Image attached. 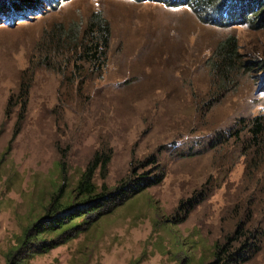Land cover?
Returning <instances> with one entry per match:
<instances>
[{"label":"rangeland","instance_id":"obj_1","mask_svg":"<svg viewBox=\"0 0 264 264\" xmlns=\"http://www.w3.org/2000/svg\"><path fill=\"white\" fill-rule=\"evenodd\" d=\"M38 3L0 14V264L15 249L21 264H208L240 220L254 233L246 241L260 243L239 264H264V160L248 170L241 153L252 119L264 115V15L255 27L249 19L204 22L187 5L156 0ZM95 11L111 25L109 58L103 77L79 90L71 74L41 65L36 46L56 23L85 27ZM229 35L248 65L223 91L208 58ZM78 64L65 71H92ZM238 129L241 141L223 138ZM108 147L113 158L106 178L96 175L99 187L114 188L135 170L164 172V180L99 218H75L77 229L23 247L54 197L78 201L82 173ZM152 154L158 163L150 164ZM207 191L190 214L180 208Z\"/></svg>","mask_w":264,"mask_h":264},{"label":"trees","instance_id":"obj_2","mask_svg":"<svg viewBox=\"0 0 264 264\" xmlns=\"http://www.w3.org/2000/svg\"><path fill=\"white\" fill-rule=\"evenodd\" d=\"M40 0H0V14L9 9L21 7L27 4L30 8ZM168 3L170 5H187L195 12L198 18L204 22H214L221 25H230L235 21H248L252 26L261 25L259 18L264 15V0H156ZM250 2H252L250 4ZM255 2V8L262 7L260 13L255 17L249 14L250 8ZM39 4V3H38ZM248 7V8H247ZM226 13V15H224ZM225 17L226 20H223ZM264 18V17H262ZM112 40V29L110 22L101 11L93 12L85 27L78 21L64 24L56 23L50 29L45 30L39 39L36 49L40 57L41 65L54 70L62 77L74 73V77H69V83H78L76 88L82 90L87 79L101 78L106 71ZM75 57V58H74ZM69 58V59H68ZM72 58V59H71ZM64 60V66H60V60ZM243 56L240 53V47L235 35H229L219 41L213 53L208 58V64L211 73L216 78L218 86L223 91L228 90L235 83V79L240 72L239 69L248 65V62L242 61ZM82 61L88 64L92 71H74L70 65L75 66V70H80L82 66L78 63ZM74 63V64H73ZM88 68V69H89ZM96 68L97 71H93ZM238 70V71H236ZM33 75L35 71H25ZM79 73V74H77ZM26 106V104H25ZM242 130L230 132L224 139L235 138L241 141ZM222 136V135H221ZM222 138V139H223ZM215 147V146H214ZM264 115L255 116L251 121V127L242 147V154L248 156V170L255 171L262 164L264 157ZM253 155V156H252ZM150 164L158 163L159 159L153 155ZM252 157V158H251ZM113 158V149L111 147L97 149L86 166L79 179L76 191L78 192V201L69 202L54 197L46 214L29 228L22 238L23 247L38 242L42 239L44 233L62 230L63 232L71 229H77L78 223L75 218L83 216L87 219L90 215H96L98 218L112 212L125 200L140 194L148 187L161 183L164 178V172L149 174V172L135 173L122 180L114 188H109L106 183L99 187L95 178L98 172L102 178H106L109 173V166ZM209 195L200 192L193 196L183 199L180 208L186 215L204 201ZM252 235L254 233L252 232ZM251 232L248 234L245 223L240 220L235 230L227 234L223 240L217 241L214 250V260L208 264H239L245 261L250 254V249L254 251L259 249V243H249ZM253 238V237H252ZM256 239V238H255ZM244 240V241H243ZM259 241V240H258ZM56 246V242L47 246L41 244L37 248L48 250ZM19 249H15L8 255L9 264H21V258L16 257ZM27 254V253H26Z\"/></svg>","mask_w":264,"mask_h":264}]
</instances>
